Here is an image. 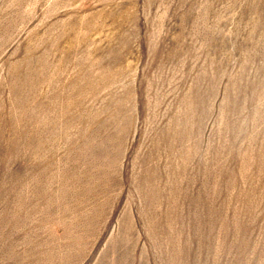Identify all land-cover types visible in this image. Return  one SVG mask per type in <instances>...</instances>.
Wrapping results in <instances>:
<instances>
[{"label": "rangeland", "instance_id": "rangeland-1", "mask_svg": "<svg viewBox=\"0 0 264 264\" xmlns=\"http://www.w3.org/2000/svg\"><path fill=\"white\" fill-rule=\"evenodd\" d=\"M0 264H264V0H0Z\"/></svg>", "mask_w": 264, "mask_h": 264}]
</instances>
